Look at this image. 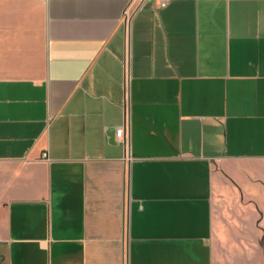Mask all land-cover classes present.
<instances>
[{"label":"crops","instance_id":"0c3cea01","mask_svg":"<svg viewBox=\"0 0 264 264\" xmlns=\"http://www.w3.org/2000/svg\"><path fill=\"white\" fill-rule=\"evenodd\" d=\"M0 264H264V0H0Z\"/></svg>","mask_w":264,"mask_h":264},{"label":"built area","instance_id":"2783aa9c","mask_svg":"<svg viewBox=\"0 0 264 264\" xmlns=\"http://www.w3.org/2000/svg\"><path fill=\"white\" fill-rule=\"evenodd\" d=\"M162 5H165V1L164 2H162ZM123 130L121 129V128H119L118 130H117V135H118V137H122L123 135ZM46 155V154H45Z\"/></svg>","mask_w":264,"mask_h":264}]
</instances>
